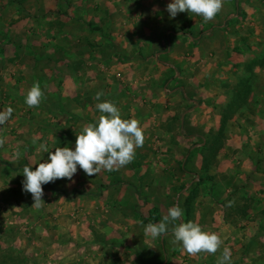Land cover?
I'll return each mask as SVG.
<instances>
[{
	"label": "rangeland",
	"instance_id": "rangeland-1",
	"mask_svg": "<svg viewBox=\"0 0 264 264\" xmlns=\"http://www.w3.org/2000/svg\"><path fill=\"white\" fill-rule=\"evenodd\" d=\"M170 2L0 0V110L13 109L0 126V264H135L141 259L140 235L145 224L157 222L159 212L126 211L117 203L103 209L99 203L109 201L106 195L96 199L82 193L103 178L89 177L78 167L71 181L49 182L59 192L42 186L40 207L22 191L26 163L35 168L47 160L40 143L51 151L74 148L82 127L100 115L95 105L104 101L133 111L144 106V120L152 115L163 126L172 118L208 122V128L154 130L157 141L151 148L157 156L184 157L192 150L201 167L192 171L189 206L202 196L198 210L217 212L225 228L229 225L218 234L222 244L215 256L208 254L210 261L202 264H217L224 247L232 264H264V0H222L220 12L208 22L187 11L170 19ZM182 35L184 41L178 39ZM34 83L43 98L29 108L24 97ZM72 89L83 95L101 89L104 95L88 107L87 94L77 107L68 97ZM172 108L175 114L166 118ZM123 111L122 119L140 121ZM143 131L144 137L152 132ZM135 158L129 163L133 168ZM125 200L130 203L131 195ZM144 212L150 215L145 218ZM195 213L188 207L183 221H193ZM133 215L136 219L116 224L118 216ZM213 227L201 225L211 233L218 228ZM104 231L111 232V241H104ZM162 237L158 243L149 239L144 252L158 247L159 255L175 256V264H198L199 257L182 255L172 235L166 246ZM242 249L252 255L243 256Z\"/></svg>",
	"mask_w": 264,
	"mask_h": 264
},
{
	"label": "clouds",
	"instance_id": "clouds-1",
	"mask_svg": "<svg viewBox=\"0 0 264 264\" xmlns=\"http://www.w3.org/2000/svg\"><path fill=\"white\" fill-rule=\"evenodd\" d=\"M222 0H171L167 5L169 18L187 11L189 14L202 17L204 22L211 21L220 12ZM104 95L97 92L95 99ZM43 92L39 83H34L24 97L29 107H37L41 103ZM99 117L90 124L84 125L75 141V146L55 147L51 151L45 143L39 148L48 153L47 160L38 163L35 168L24 166L22 170V191L31 194L32 206L40 207L43 200V185L58 179L71 181L77 169L85 175H97L101 170L119 171L135 158L136 149L143 146L144 131L136 119H122L118 107L110 102H98L95 105ZM13 109L0 110V126L12 116ZM0 143H3L0 140ZM35 143V140H34ZM182 209L179 205L170 207L159 223H149L144 228L147 238L157 239L167 234L168 225L172 224L173 243L179 242L189 255L198 253L214 254L221 247L222 241L217 234L205 231L198 224L181 220ZM180 221L179 223H176ZM217 264H232L231 251L223 248Z\"/></svg>",
	"mask_w": 264,
	"mask_h": 264
},
{
	"label": "crops",
	"instance_id": "crops-1",
	"mask_svg": "<svg viewBox=\"0 0 264 264\" xmlns=\"http://www.w3.org/2000/svg\"><path fill=\"white\" fill-rule=\"evenodd\" d=\"M180 38L178 39H186V37L184 35L182 36H178ZM177 43V42H176ZM176 43L174 42L173 44V48L176 45ZM184 43V42H183ZM193 44V42H192ZM74 61H72L73 63ZM73 64L76 65V63L74 62ZM75 79L78 80L80 79L79 75L77 73H75ZM82 79V78H81ZM78 84V83H76ZM89 91L85 94H88V100L89 103H87L88 107L89 104L92 101V104H95V102L97 101L95 99L96 93L100 90H96V89H88ZM84 92L81 93V91H76L72 89V93L71 95L68 97H70L72 99V102L75 103L74 101L78 102L77 107H79V103L81 102V98H83L85 95H83ZM104 93H107V91L105 90ZM75 98V99H73ZM74 100V101H73ZM88 102V101H87ZM118 107V109L120 110V112H122V110H124L123 112H125V114L128 116L129 113H133L134 115L139 116V124H141L142 129H150L152 130L151 135L148 137L146 136L144 139V143L143 146L140 147L137 151L139 152V150L141 151V154L136 153L135 156V160L138 162H134V168L133 165L128 164L126 166H124V168H121L119 171L113 172V173H108L106 171H100L97 175H93V176H89V177H101L103 178V181H101L98 185L96 184L95 189H92L91 184L89 186H87V189L83 190L82 193L85 196H92L95 197L96 199H100L101 197V192L102 194H104V196L106 195L109 198V201H101L99 204L103 206V209L106 210H111L112 208V203L116 205V208L119 205V209H123L126 210L127 209H131L136 207L137 210H142L144 208H148V209H156L159 212V221L157 220L156 223H159L162 219V217L164 215L167 214V211L170 207L179 205V207L182 209V217L181 220L184 219V215H185V210H187V208H195V214L192 216V219L194 223L198 224L199 226H201L202 224L204 225V228H206L207 226H214L216 228V230L212 233L215 234H220L221 230L224 229H230L229 225L226 226L225 228V222H223V220H220L217 216V212H215L213 215L212 214H208L207 212L205 213V211H199L198 209V205L200 204V202L202 201V196H199L197 198V201L195 203H193L192 206H189V203L187 201V195L189 194V191L195 187V185H192V171L193 170H197L198 168L201 167L200 165V160L199 159H193L192 158V150L190 152V154H186L183 157V154H178L177 156H174L172 154H162V155H156L152 148H151V144H153L154 142H156V137L153 133L154 130H158L161 129L163 127L166 126V128H170V129H181V128H195V127H199L198 125H200V127H204V128H208V122L205 121L203 119V121L201 120L200 123H197L196 120H191V117H189V119L186 121L185 118L184 121H180V122H176L173 121V118L169 121H167L165 124V126H163L162 123L159 122V119L154 120V116H150L148 119H145V113L142 112L143 107H141V109L138 110V108H136V111H133L134 109H132V107H126L125 104L124 105H116ZM83 110H85L84 106L82 107ZM77 111L79 113V109L74 110ZM141 111V112H140ZM155 111V110H153ZM149 113V112H148ZM155 113V112H153ZM158 114L160 113L159 111L157 112ZM164 116L167 117H172L175 114L174 109H169L167 111H165ZM149 115V114H148ZM157 117V114H154ZM165 121V120H164ZM163 122V121H162ZM156 125V126H155ZM216 126H218V123L216 124ZM156 127V128H155ZM199 127V128H200ZM196 146H200V144H196ZM146 149L148 150L147 152ZM195 160L194 163L191 162V160ZM185 162V164H184ZM133 163V162H132ZM191 163L193 164V167H191ZM188 165V166H186ZM78 176H84V174H82V171H78ZM99 175V176H98ZM107 182V183H106ZM103 183V184H102ZM114 183V185H112ZM109 184V185H108ZM202 187H200L201 189ZM100 194V195H99ZM123 194H125L123 196ZM98 195V196H96ZM114 195H117L115 202L112 200L114 199ZM128 195L130 197L131 195V202H127L125 200V196ZM142 197V199H141ZM118 199V200H117ZM124 199V200H123ZM215 201V200H213ZM96 202V201H94ZM115 206V205H114ZM197 206V207H196ZM184 210V212H183ZM111 214H113L111 212ZM207 214V215H206ZM132 215V214H131ZM144 217L147 218L149 214H146L144 212ZM117 217V216H116ZM209 217V218H208ZM135 217V215L130 216V217H126V216H121V218L118 216L117 217V222L116 224H121L122 221H126V220H131ZM108 220V218L105 217V220ZM111 222H114V220H110ZM109 221V222H110ZM179 222V221H177ZM147 225V224H145ZM213 227V228H214ZM219 230V231H218ZM234 231V230H233ZM105 233L103 234L104 237V241L109 242L111 241L112 238V234L109 231H104ZM172 233V231H167V233ZM209 232V231H208ZM234 234V232H233ZM172 234L169 235H164L162 237V240L165 241V239L167 237H169ZM235 235V234H234ZM141 237L139 238V241H141V243H139V247L138 249L141 251L142 253V257L141 259H138V261L135 262V264H154L153 259H155L156 257L158 258V261L156 262V264H175V256H170V252H169V258L166 256L165 253L160 254L159 253L163 252V250L159 251L158 247H151L148 251L144 252V249L147 250V248H149L150 243L148 242L149 239L151 238H147L145 237L144 233L140 235ZM161 238H157V239H153V242H157L158 240H160ZM163 245L166 246V241L164 243H162ZM156 246V244H155ZM246 251L244 254H242L243 256H245L246 254L249 255L252 253H249V250H244L242 249L241 252ZM152 252L151 257H146L148 256L150 253ZM154 252L157 253L154 254ZM105 253V250H104ZM184 253H186L185 251H182V255H184ZM210 253H203L200 256L199 255H190L192 257H199L196 259H199L198 264H202L203 261H210L209 258L206 257H214V254H211L212 256L208 255ZM121 255V254H118ZM250 256V255H249ZM140 258V257H139ZM245 260V257H243ZM209 264V262H207ZM97 264V263H96ZM124 264H128V262L124 263Z\"/></svg>",
	"mask_w": 264,
	"mask_h": 264
},
{
	"label": "trees",
	"instance_id": "trees-1",
	"mask_svg": "<svg viewBox=\"0 0 264 264\" xmlns=\"http://www.w3.org/2000/svg\"><path fill=\"white\" fill-rule=\"evenodd\" d=\"M7 165H10L9 163H7V162H5ZM26 165L27 166H29V167H31L29 164H27L26 163ZM45 187L47 188V189H52V190H54V191H58L59 192V190L57 189V188H55L51 183H48V184H45Z\"/></svg>",
	"mask_w": 264,
	"mask_h": 264
}]
</instances>
